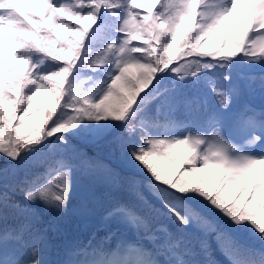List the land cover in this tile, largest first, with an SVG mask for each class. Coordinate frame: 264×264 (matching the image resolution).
Listing matches in <instances>:
<instances>
[{
    "label": "snow or ice",
    "instance_id": "obj_1",
    "mask_svg": "<svg viewBox=\"0 0 264 264\" xmlns=\"http://www.w3.org/2000/svg\"><path fill=\"white\" fill-rule=\"evenodd\" d=\"M241 65L261 67L248 79L264 96V0H0V264H50L38 212H63L77 177L99 167L73 140L107 143L133 173V202L102 227L141 239L73 246L63 264H218L209 236L227 264H264V111L229 115L225 87ZM190 84L215 98L212 130L152 131L194 103L181 99ZM196 104L207 111V94Z\"/></svg>",
    "mask_w": 264,
    "mask_h": 264
},
{
    "label": "trees",
    "instance_id": "obj_2",
    "mask_svg": "<svg viewBox=\"0 0 264 264\" xmlns=\"http://www.w3.org/2000/svg\"><path fill=\"white\" fill-rule=\"evenodd\" d=\"M261 71L259 65H241L232 70V79L225 85L227 88L236 89L229 115L241 111L245 106L254 108L257 113L264 111V96L261 95L258 88L259 80L257 79L250 86L248 79L251 76L259 77ZM86 72L87 69H85V74ZM241 72L243 76L240 75ZM205 75L219 78L221 72L210 71ZM205 94H207L208 99L207 111L202 105L197 110L196 101L197 99L203 100ZM184 97L192 99L194 103L191 106L181 103L174 113L161 114L158 120L152 122L158 125L152 127V131L157 133L180 132L182 131L181 125L184 124L193 129V134L198 131L210 132L212 130L213 125L209 117L216 108V101L211 93H206V89L198 85L190 84L185 87L184 96L181 99ZM237 142L242 143L243 141L237 139ZM72 143L81 152L92 158L99 167L91 173H82L77 177L76 191L63 212L55 209L38 212L34 226L40 231L46 230L48 247L44 256L50 264H63L68 258L67 251L73 246L88 247L89 250L97 248L107 252L117 248L122 242H135L141 239L139 232L127 226L117 227L112 224L111 227H102L108 223L104 218L114 206L133 202L132 192L128 188V182L133 177V173L117 159V155L113 153L111 147L103 141L90 144L73 140ZM6 166V161L0 157V167ZM110 168L116 169L119 176H107L106 172ZM134 178L136 183L140 185L142 176L136 175ZM89 192L93 194V199L88 205V210L85 211V194ZM12 195L17 202L25 203L20 191L16 190ZM36 207L40 208L41 206L37 205ZM20 222L21 218L9 215L6 224L7 226H14ZM241 239L252 247H260L259 242L247 233L242 234ZM208 240L218 264H227L224 256L216 248L215 240L211 236L208 237ZM144 244L149 246L147 241H144ZM255 259H260L259 254L256 255Z\"/></svg>",
    "mask_w": 264,
    "mask_h": 264
},
{
    "label": "rangeland",
    "instance_id": "obj_3",
    "mask_svg": "<svg viewBox=\"0 0 264 264\" xmlns=\"http://www.w3.org/2000/svg\"><path fill=\"white\" fill-rule=\"evenodd\" d=\"M237 142V141H236ZM238 143V142H237Z\"/></svg>",
    "mask_w": 264,
    "mask_h": 264
}]
</instances>
